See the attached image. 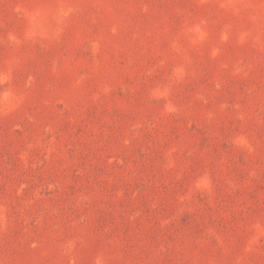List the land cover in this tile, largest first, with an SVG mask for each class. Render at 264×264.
I'll use <instances>...</instances> for the list:
<instances>
[{
  "label": "rangeland",
  "instance_id": "rangeland-1",
  "mask_svg": "<svg viewBox=\"0 0 264 264\" xmlns=\"http://www.w3.org/2000/svg\"><path fill=\"white\" fill-rule=\"evenodd\" d=\"M0 264H264V0H0Z\"/></svg>",
  "mask_w": 264,
  "mask_h": 264
}]
</instances>
